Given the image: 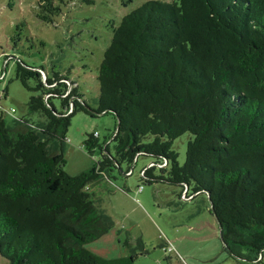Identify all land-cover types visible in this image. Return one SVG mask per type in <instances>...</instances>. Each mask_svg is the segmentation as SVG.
<instances>
[{"label":"trees","instance_id":"obj_1","mask_svg":"<svg viewBox=\"0 0 264 264\" xmlns=\"http://www.w3.org/2000/svg\"><path fill=\"white\" fill-rule=\"evenodd\" d=\"M48 64L15 61L14 77L32 92L27 113L10 122L0 114V256L8 264H131L135 255L105 258L85 247L113 226L85 187L137 153L155 158L143 177L167 160L170 181L208 193L231 257L262 261L264 0L144 1L113 26L94 110ZM77 110L112 113L116 149L110 155L87 133L85 150L101 157L69 174L61 160ZM184 132L193 138L179 165L172 141Z\"/></svg>","mask_w":264,"mask_h":264},{"label":"rangeland","instance_id":"obj_2","mask_svg":"<svg viewBox=\"0 0 264 264\" xmlns=\"http://www.w3.org/2000/svg\"><path fill=\"white\" fill-rule=\"evenodd\" d=\"M144 1L0 0V114L10 122L27 113L25 103L32 92L14 77L17 59L45 69L49 59L54 60L55 72L73 81L90 110L96 109L98 65L113 26ZM54 107L60 109L57 98ZM30 118L40 116L34 113ZM114 129L115 117L110 112L90 115L75 111L66 132L63 169L76 174L100 159L98 150L91 154L85 150L87 133L96 135L100 144H107L113 155ZM192 138L191 133L184 132L172 141L179 165L185 161L187 142ZM152 139L147 135L144 141ZM151 161L155 158L137 154L131 164L121 162L98 181L87 184L85 190L113 221L105 234L84 244L87 249L105 258L135 255L131 264H177L182 250L201 259L217 251L216 258L204 264H264V251L259 263L239 261L228 254L222 247L208 196L192 192L191 185L182 189L170 181L168 166L162 170V163L155 164L152 175L143 177L141 172ZM0 264L8 262L0 256Z\"/></svg>","mask_w":264,"mask_h":264},{"label":"crops","instance_id":"obj_3","mask_svg":"<svg viewBox=\"0 0 264 264\" xmlns=\"http://www.w3.org/2000/svg\"><path fill=\"white\" fill-rule=\"evenodd\" d=\"M150 163L151 162H149V164ZM164 165H165L164 163L161 164V166H164ZM179 242H181V241H179ZM181 256L179 255V258H176V263L177 264H204L205 261L212 260V259L216 258L217 251L214 252L209 257H207L208 259L207 258H205V259L198 258V257L194 256V254L191 251H189V250H185V251L182 250V255Z\"/></svg>","mask_w":264,"mask_h":264},{"label":"water","instance_id":"obj_4","mask_svg":"<svg viewBox=\"0 0 264 264\" xmlns=\"http://www.w3.org/2000/svg\"><path fill=\"white\" fill-rule=\"evenodd\" d=\"M43 74V79H45V77H46V74H45V72H43L42 73ZM117 132V127L115 128V133ZM127 131H125V132H123V137H124V141H123V143L122 144H120L119 146H122L126 141H127ZM118 146V147H119ZM138 154V153H137ZM136 154V155H137ZM135 158H136V156H135ZM134 158V159H135ZM152 163V162H151ZM164 164H166L167 163V160H164V162H163ZM185 186H186V189L188 188V184H184ZM205 194L208 196V193L205 191ZM209 206H210V209H212V205H211V202H210V200H209ZM216 221H217V219H216ZM217 225H218V235H219V237H221V229H222V227H221V224L217 221ZM222 242V241H221ZM223 244V243H222ZM263 251H264V248L261 250V252H260V256H259V258H261L262 257V255H263Z\"/></svg>","mask_w":264,"mask_h":264},{"label":"built area","instance_id":"obj_5","mask_svg":"<svg viewBox=\"0 0 264 264\" xmlns=\"http://www.w3.org/2000/svg\"><path fill=\"white\" fill-rule=\"evenodd\" d=\"M11 111H13V109H11ZM150 164H152V163H150ZM150 164H149V165H150ZM162 164H163V163H162ZM141 187H142V186H139L138 190L141 189ZM168 244H169V243H168ZM168 244H167V246H168ZM167 248H168V250H171V246H168Z\"/></svg>","mask_w":264,"mask_h":264}]
</instances>
